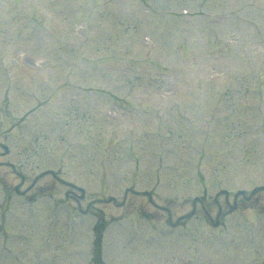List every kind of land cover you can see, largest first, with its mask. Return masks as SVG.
I'll use <instances>...</instances> for the list:
<instances>
[{"label": "rangeland", "instance_id": "rangeland-1", "mask_svg": "<svg viewBox=\"0 0 264 264\" xmlns=\"http://www.w3.org/2000/svg\"><path fill=\"white\" fill-rule=\"evenodd\" d=\"M165 1L0 0V50L6 52L7 66L0 58V101L3 94L7 97L0 105L4 108L0 112V129L8 130L4 138L9 149L6 160L14 162L16 168L25 169L28 175L51 169L87 192L83 191L84 196L79 197L80 190L71 182L56 179L50 173L34 178H20L17 174L14 178L13 172L1 173L0 196L5 193L6 198L0 201V220H4L0 255L1 251L10 255V264H39L42 256L55 264L87 261L91 247L88 232L76 235L71 231H83L82 227L89 231L90 213H86L89 221L81 224L72 219L75 212L72 213L71 207L58 201L57 192L52 197L38 196L28 203L23 195L15 194L11 202L6 191L14 188L15 192L11 193H19L25 187V191L33 192V185L50 183L59 185L60 196L68 191L70 197L66 199L64 195L61 200L76 201L79 215L85 214L81 209L89 203L88 210L101 207L104 217H113L103 234L102 256L108 264H264V217L257 211L228 213L222 227L211 228L217 225L216 212L226 206L235 191L264 183V99L242 94L243 79L248 81L249 95L257 90L264 92V43L255 39L254 32L247 27L248 18L263 13L264 0H212L205 9L211 12L209 19L214 22L206 25L212 26L213 31L199 21L196 24L194 18L176 22L170 16L166 24L162 10L171 9L170 13L176 14L182 5L177 6L174 0ZM189 4L194 10L196 2ZM222 13L235 16L223 22ZM124 24L139 27L136 32L126 34L122 32ZM198 24L203 25V31L193 30ZM180 27H186V33ZM218 33L222 40L219 38L215 45L213 41ZM226 33L229 39H223ZM261 37L264 39V35ZM82 38L84 42L80 43ZM199 39L208 44L205 49H197L201 47ZM120 42L124 47L121 63L115 56L120 52H114ZM81 44L88 52L86 57L79 56ZM213 52L227 57L213 56ZM154 60L156 66L152 64ZM69 65L77 68L75 74L85 69L87 77H91V87L101 85L106 90L120 91L122 96L134 77L146 76L156 93L153 98L142 96L141 99L156 104L165 100L156 90L187 91L192 89L190 85L195 83V77L202 78V89L218 92L226 88L239 91L240 95L229 101V104L235 102L234 107L227 109L222 104L218 107V111H230L234 117L222 119L214 127L210 125L213 131H209L207 148L195 145L191 158L196 160L199 154L204 155L196 163L203 172L190 176L195 171L194 165L187 161L186 169L181 165L183 154L168 149L169 131L162 127L145 130L136 127L153 113L151 106L134 108L136 116L118 107L110 110L113 119L107 109L98 110L91 118L70 105L60 106V97L68 101L70 95L56 91L53 78L65 76V66L69 69ZM213 65L216 71L212 74L209 68ZM228 65L232 74L241 71L246 78L223 77ZM118 66H122L119 70L124 77L122 81L116 77L98 79L101 71L96 68L115 72ZM6 68L17 77H6ZM156 73L160 76L155 77ZM216 74L222 77H214ZM142 82L144 87L136 86L132 92L146 89L145 80ZM170 100L181 101L184 97L176 93ZM203 100L190 94L185 103L198 105ZM203 111L209 117L208 110L203 107ZM198 116L202 119L201 112ZM103 119L111 123L99 128ZM117 119L120 124L115 126ZM199 122L203 127L209 125L203 120ZM187 131L193 137L197 135L193 128L188 127ZM104 132L103 140H99ZM98 133L100 137H92ZM176 135L182 138L177 151L192 155L186 132ZM8 163L6 171H13ZM6 176L19 182L18 186L6 182ZM258 196L261 199L258 204L264 206V192ZM9 198L11 203L6 205ZM111 198L112 201L108 200ZM62 205L65 206L59 209L62 220L57 224L59 235L68 243L57 246V240L50 239L42 245L43 251L34 253L28 245L53 228ZM10 213L15 216L7 220ZM179 224L184 229L177 228ZM136 228L138 233L134 232ZM21 231L23 237H17ZM17 242L26 248V255L20 254ZM4 263L9 264L6 258H1L0 264Z\"/></svg>", "mask_w": 264, "mask_h": 264}]
</instances>
